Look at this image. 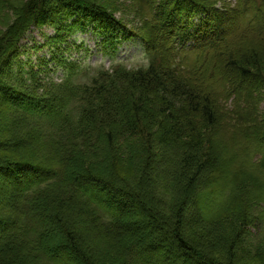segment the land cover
<instances>
[{"label":"trees","instance_id":"16d2710c","mask_svg":"<svg viewBox=\"0 0 264 264\" xmlns=\"http://www.w3.org/2000/svg\"><path fill=\"white\" fill-rule=\"evenodd\" d=\"M214 1H147L148 19L154 20L155 31L162 32L159 38L155 37L156 33L149 36L135 27L128 28V24L115 16L112 5L104 1L26 0L22 7H18L19 2L9 3L14 16L9 29L0 34V69L12 53L9 45L18 42L31 26L51 25L58 30L63 24H71L69 33H74L76 26L81 32L93 29L103 38L105 47L114 50L122 40L143 36L147 42L148 65L115 76L100 73L90 82L84 81L76 64L75 70L66 66L63 81L73 94L82 95L80 100H75V110H80L79 113L57 108L52 112L55 109L46 108L42 101H31L15 93L9 96L12 87L0 85L1 95L16 110L42 125L31 129L35 130L31 133L21 131L20 137L27 138L31 145L47 148L48 152H44V159H37L34 154L0 153V177L8 182L2 183L0 190L16 183L15 194L25 197L36 194L29 202L14 198L20 209L12 229L8 233L0 230L1 239H6L0 243V264H36L31 256L46 233V237L59 235L45 240L46 250L42 254L48 255L49 251L51 255L57 254L56 257L66 254L65 264L75 261L94 264L95 260L100 264H128V246L133 240L139 264H238L247 233L256 222L260 228L254 242L249 243L247 256L264 261V0H244L254 16L245 25L243 19L235 22L231 31L227 25L233 18L224 17L228 15L226 9L219 8ZM200 14H203L201 19L195 18ZM223 44L227 56L215 52L213 68L198 78H191L190 69L183 68V64L171 62L170 54L175 51L178 57L188 58L204 54L209 46L215 50ZM246 47L251 51L241 55ZM116 114L120 115L119 119ZM79 124L85 128L80 133L95 136H100L98 125H107L108 133L104 136L109 144L108 155L113 147H118L119 152L127 153L126 158L115 152L99 164L93 161V154L87 148L78 149L75 158L69 159L57 152L56 145H47L55 142L62 147L70 139L75 141ZM218 129L224 134H216ZM117 134L121 136L116 137ZM234 139H237L236 154L232 156L234 164L228 165L220 159L217 145L218 141L231 143ZM154 143L178 150L181 158V168L176 170V197L168 204L155 199L152 194L155 185L150 179L144 180L156 160L160 161L157 157L161 151L155 153ZM71 146L74 148V144ZM66 148L74 153L70 146ZM48 158L52 159L49 163ZM135 160L141 167L140 180L144 183L132 186L129 181L124 183L123 176H129L126 173L132 171ZM207 173L210 183L204 177ZM42 183L44 187L54 186L37 195L43 189L38 187ZM71 183L75 190L72 189L69 197L61 196V201L77 202L76 197L83 203L79 194L96 217L101 212L109 221L117 222L114 233L101 227L102 230L96 229L97 238L104 244L115 245V240L120 241V248L111 250L105 259L94 256L83 239L78 238L75 234L78 228L73 222L72 228L64 221L66 209L60 204L59 193L65 187L71 189ZM202 197L213 200L194 221H198V226L209 227L203 239L215 233L217 240L227 243L222 255L215 252L217 240L205 249L207 243L198 242L185 231L193 230L191 206ZM35 198L38 202L33 201ZM128 203L145 217L146 225H139V214L130 212ZM90 208L86 211L92 218ZM3 211L2 206L0 212ZM84 212L85 209L78 210V215ZM65 214L75 218L70 212ZM26 216L40 221L39 239L26 223ZM116 233L123 236L117 238Z\"/></svg>","mask_w":264,"mask_h":264},{"label":"rangeland","instance_id":"374dc122","mask_svg":"<svg viewBox=\"0 0 264 264\" xmlns=\"http://www.w3.org/2000/svg\"><path fill=\"white\" fill-rule=\"evenodd\" d=\"M25 1L26 0H0V34L2 33V31L8 30L10 24L12 23L11 20L14 16V13L12 14V12L14 9L10 8L11 5L9 3L19 2L18 7H22L21 5L24 6ZM98 1L102 3L104 1L112 5L111 9L114 11L115 16L118 17L123 24H128V28L135 27L137 28L136 30H140L143 34H148L149 36L155 35V33V37L159 38L161 36L162 32H159L157 30L155 31L154 20L153 22H151L148 19L149 16L147 15L148 12L146 5L148 4L147 1L149 0ZM214 4H216L219 8L226 9L225 13H227L228 15L221 16L230 19L233 18L234 21L229 20V25H227L230 26V31L235 22H240V20L243 19L245 25L247 21L254 16V13L249 10V4H247L244 0H216L214 1ZM257 5H259V2H257ZM255 12H257V9L255 10ZM198 17L199 19H201V17H203V14L195 16V18ZM71 22L72 21H69V23ZM195 22H198V20H195ZM69 25L63 24V26H61L58 30L51 25L31 26L29 30L26 31V33L22 34V37L18 42H14L11 44L9 43V46H12V53L10 51V57L8 61L1 64L2 68L0 69V85H4L5 88L12 87V92L9 93V96H13V93H15L20 97H28L31 101H42V103L44 102L46 108L53 107L54 109H59V111L71 110V112L79 113L80 110H75V103L76 101L81 99L82 95H75V92L73 94L67 83L63 81L65 79L64 71L66 66L72 70H75L76 64V66L81 68L84 81L90 82L92 77H97L100 75V73L109 74V76H115L118 73H122V71L124 70L133 71L148 65V60L146 57L147 42L146 40H144L143 36L141 38L136 36L130 37L126 40H122L114 50L106 48L103 43V38L99 36V34H97L93 29L87 28L86 30L81 32L78 31L77 26L75 25L76 28H73L74 33H69L72 27L71 24ZM262 32L264 34V29H262ZM224 45L225 44L215 50L214 47L209 46V51L205 52L204 54L191 55L188 58H185L184 55L178 57L179 53L175 51L173 54H170L172 55L171 62L176 63V65L183 64V68L190 69L189 75L191 76V78L195 79L209 68H213L215 52H218L219 55L223 54V56H227V54H225L226 49ZM238 49L241 50L240 47H238ZM250 49L251 48L246 47V51L243 50V52L241 51L240 54L246 55L251 51ZM63 62H65V64ZM64 85H66V87ZM124 86L125 81L123 83V87ZM118 94L120 95L121 92H119ZM127 96L128 94L126 95V98ZM112 99L113 98H111V100ZM41 107H43V104L41 105ZM54 111L57 110H52V112ZM114 116L117 119H119L120 117L119 114H116ZM75 122V125H78V119ZM34 123L35 122L31 121L26 116L22 115L18 110H16L14 106L9 101H7V98L2 96L0 93L1 154H7L9 156L16 154L21 156H31L32 154H34L37 159H44L45 156L43 155L45 154L44 152H47V148L39 144L31 145L27 138L20 137L21 131H23L24 133H31L42 126ZM79 125L80 129L77 130V132H79V136H75V141L74 139H70L71 141H68L67 144H61L62 147L55 144V142H53L52 144L48 143L47 145L51 147H53V145H56L57 152L60 155L66 156V158L69 157V159L75 158L78 149L87 148V150L93 154L91 155L95 159L93 161L99 164L103 163L104 159H106V156H112L116 153L120 154V157L126 158L127 153L123 150L119 152L117 150L118 147H113V150H111V153L108 155L109 144L108 140L104 136L106 133H108L107 125H98L96 127L101 128L100 136H95L93 135V133L89 132H85L86 134L80 133L81 131L85 130V128H83L84 126H82L81 124ZM45 132L46 130L44 127V136L46 134ZM217 132L216 134H224V131L222 129H218ZM118 136L121 135L117 134L116 137ZM218 142L219 145H217V147L219 146L218 152L220 159H222L224 162H227L228 165H233L234 160L232 159V156L234 155V153L236 154L237 139H234L231 143H226L227 140L224 142ZM72 144H74V148L73 146H71ZM68 145L71 149H73L74 153H72L70 150L68 151V148H66V146L69 147ZM154 145L155 153H157L159 149L161 151L160 157H157V159L160 158V161L156 160V163L153 164V167H151L150 172L146 174L144 180L149 182L148 179H150L151 183L155 185L152 193L154 194V198L160 202L168 204L173 202V198L176 197V192H174L177 180L176 170L177 168H181V158L178 157L179 151L175 150L174 148L172 149L159 144L157 145V143H154ZM122 147L123 146H120L119 148ZM46 160L48 163L52 161L51 158H48ZM136 161L138 164V160H135L133 163L134 166L131 165L134 169V172L132 169V171L126 173L129 176H123L125 177V184H127V181H129L128 183H130V185L132 186L140 182L144 183L142 179L140 180V178H142V174L140 172L141 167L136 164ZM123 170L125 171V169ZM209 175L210 173H207L204 175V177L206 176L205 179H207V181L210 183L211 181L208 180V177H210ZM2 183L5 184L8 182L1 176L0 185H2ZM44 186L45 183H42L38 186L43 187V189L38 191L37 195L41 194L40 192L42 190L46 191V188H50L51 186L53 187L54 185H49L47 187ZM70 186L72 187L69 190H65L66 187L61 190V193H59L60 201L61 196L69 197L71 195L72 189L75 190V186L72 183L70 184ZM0 191V207L3 206L4 210L3 212H0V230L2 229L3 232L8 233V231L12 229V226H14L13 219L17 218V214L19 213L18 209H20V204H16L14 198H21L20 202H29L32 197L36 196V194H32L26 197L21 196L20 194H15V192L17 191L16 183L8 185V187H5L3 191ZM5 197L7 200H4ZM78 197L83 200V203H79V199L76 197L75 199L77 202L70 203L71 199L66 200V202L69 203H65L64 199L61 201L62 203L60 204H62V206H65V213L70 212L71 214L75 215V218L72 219L63 212L64 221L66 222V224H68V227L70 226L72 228L73 224L71 223L73 222L75 224V228H78L75 229V234L78 236V238L83 239L94 256L96 255V257L99 256L105 259L106 257H108V254L111 250H118L120 248V241L119 239L115 241L113 240L115 242V245L114 243L109 244L110 242L108 244H104L97 238L96 235L98 232L96 229L99 228L100 230L103 229L106 231H110V233H114V231L117 229V222L114 223L112 221H109V217L102 214L101 212L99 214V218L96 217L86 201L79 194ZM212 200L213 197H202L198 202L195 203V206L194 204L191 206V208H193L194 210L192 215V222H195L194 219H196L199 214L205 211V208L208 207L209 204H211ZM33 201L38 202L36 198ZM196 204L199 205L196 206ZM86 207L90 208L92 218H90V215L87 214L86 210L89 209ZM164 207L167 208L166 206ZM22 209H24L23 206ZM84 209L85 212L83 213V215H78V210ZM128 209L130 210V212H138V214L140 213L139 211L134 210V207L131 203H128ZM140 215L141 214H139L137 222L140 226L146 225L147 222L145 220V217H143V215ZM192 222L189 221V224ZM26 223L31 229L35 230V232H33L34 237H37V239H39L41 230L40 221L34 217H27ZM192 225H194L193 230L187 228L185 231L187 233H190L191 237L197 238L198 242L202 241V244L207 243V248L205 249H208L211 242L217 240L215 237V233L213 236L210 235L209 237H205L204 239L202 238V235H205L207 233V229H209L206 224L198 226L197 221ZM194 228L196 230H194ZM259 228V222H256L254 225L252 224V226L250 227V230L247 233L248 239L244 247L245 250L244 252H241V260H239L238 264H264V261H262L263 259L255 261L248 258L247 256L249 243L251 244L254 242V239L257 237ZM202 230H205V233L204 231L202 232ZM46 235L47 233L39 239L41 245L36 246V253L34 252L35 254H32L31 256L32 260L35 261L36 264H65L67 256L64 255L66 254H62V257H56L57 254L51 255V251L47 252L48 255L42 254L44 250H46L45 240L54 237V235L57 236L59 235V233L52 234L47 237ZM115 235H117L115 236L117 238L123 236L120 233H116ZM1 238H3L2 233H0V243H4L6 239ZM26 240L29 241V238H26ZM133 241L130 242L128 246V264H139V258L137 256ZM215 247L216 254L218 253L219 255H222L227 248V243L224 244L222 241L217 240ZM24 250L28 249L25 248ZM75 264H77L76 261ZM94 264L100 263L98 260H95Z\"/></svg>","mask_w":264,"mask_h":264}]
</instances>
